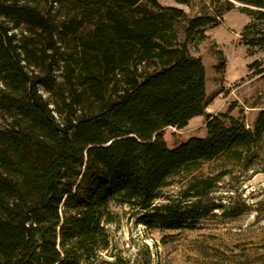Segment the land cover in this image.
<instances>
[{
  "label": "trees",
  "instance_id": "trees-1",
  "mask_svg": "<svg viewBox=\"0 0 264 264\" xmlns=\"http://www.w3.org/2000/svg\"><path fill=\"white\" fill-rule=\"evenodd\" d=\"M236 2L249 17L241 41L263 49L264 0H211L216 17L191 18L159 0H0V264H130L103 253L113 202L172 229L211 213L215 180L198 174L182 200L154 203L172 177L244 161L262 142L264 107L248 127L230 108L207 111L182 35L204 36ZM198 115L205 134L169 147L164 128Z\"/></svg>",
  "mask_w": 264,
  "mask_h": 264
},
{
  "label": "rangeland",
  "instance_id": "rangeland-1",
  "mask_svg": "<svg viewBox=\"0 0 264 264\" xmlns=\"http://www.w3.org/2000/svg\"><path fill=\"white\" fill-rule=\"evenodd\" d=\"M163 5L182 8L188 17L208 13L216 17L211 0H159ZM222 11L219 24L205 28L204 36L189 27L182 33L186 54L199 58L204 87L209 97L207 111H227L251 126L257 111L264 107V74L255 75L248 65L264 62V48H250L241 41L249 17L239 9ZM219 17V16H218ZM217 17V18H218ZM219 51L226 58L224 73L217 71ZM205 116L183 128L168 126L163 135L173 148L192 136L205 134ZM2 122L0 119V127ZM220 156L200 169L171 178L156 205L172 197L183 199L187 185L196 174L215 180L210 202L216 204L207 216L181 228H167L130 204L113 202V221L106 224L109 247L103 253L125 257L130 264H264V134L262 142L246 160L233 162ZM233 210L237 214L228 215Z\"/></svg>",
  "mask_w": 264,
  "mask_h": 264
},
{
  "label": "crops",
  "instance_id": "crops-1",
  "mask_svg": "<svg viewBox=\"0 0 264 264\" xmlns=\"http://www.w3.org/2000/svg\"><path fill=\"white\" fill-rule=\"evenodd\" d=\"M201 116H202V115L195 116V117L191 118V119L189 120V122H191V121H193V120H195V119H199ZM189 122H188V123H189ZM200 136H203V135H200Z\"/></svg>",
  "mask_w": 264,
  "mask_h": 264
},
{
  "label": "water",
  "instance_id": "water-1",
  "mask_svg": "<svg viewBox=\"0 0 264 264\" xmlns=\"http://www.w3.org/2000/svg\"><path fill=\"white\" fill-rule=\"evenodd\" d=\"M233 1V0H232ZM235 2V1H234ZM239 3V2H238ZM240 5H243V4H241V3H239Z\"/></svg>",
  "mask_w": 264,
  "mask_h": 264
}]
</instances>
